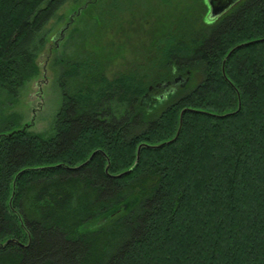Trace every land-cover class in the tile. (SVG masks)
<instances>
[{
	"label": "trees",
	"instance_id": "16d2710c",
	"mask_svg": "<svg viewBox=\"0 0 264 264\" xmlns=\"http://www.w3.org/2000/svg\"><path fill=\"white\" fill-rule=\"evenodd\" d=\"M66 2L0 0V264H264V0L195 1L113 80L61 57L55 135L3 133Z\"/></svg>",
	"mask_w": 264,
	"mask_h": 264
},
{
	"label": "rangeland",
	"instance_id": "374dc122",
	"mask_svg": "<svg viewBox=\"0 0 264 264\" xmlns=\"http://www.w3.org/2000/svg\"><path fill=\"white\" fill-rule=\"evenodd\" d=\"M195 1L209 16L205 0H138L135 4L130 0H68L46 26V42L36 59L38 72L9 100L5 116L11 122L1 131L25 129L41 140L51 139L66 101L60 84L61 57H96L103 76L113 80L148 62L153 42L169 31L183 9L195 8ZM157 85L163 95L174 87L165 82ZM92 224L100 225V220Z\"/></svg>",
	"mask_w": 264,
	"mask_h": 264
},
{
	"label": "water",
	"instance_id": "95a60500",
	"mask_svg": "<svg viewBox=\"0 0 264 264\" xmlns=\"http://www.w3.org/2000/svg\"><path fill=\"white\" fill-rule=\"evenodd\" d=\"M236 1H238V0H215V2H213V3H211V4H209V6H210V14L211 15H213V16H220V15H222V14H224L225 13V11L228 9V8H230L232 5H234L235 3H236ZM210 14H209V18H210ZM242 45H239V46H237V47H241ZM237 47L235 48V49H237ZM234 51V49L232 50V51H230L227 55V58L228 57H230L231 56V53ZM227 60V59H226ZM184 112H185V110L184 111H182L181 113H182V117H181V122H182V118H183V116H184ZM181 122H180V124H181ZM177 137V136H176ZM175 137V138H176ZM174 138V139H175ZM172 141H174V140H172ZM168 143V142H167ZM164 144V143H163ZM163 144L162 145H160V146H163ZM141 147H139L138 149H139V152H138V155H137V160H138V162L140 161L139 160V155H140V152H141V149H140ZM100 150H96V152H94L90 157H89V159L88 160H86V163L88 162V161H90L95 155H96V153H98ZM86 163H84V164H82L81 166H83V165H86ZM81 166H78L77 168H79V167H81ZM108 167H109V165H108ZM129 173V171H125V172H123V173H120L119 175H118V177H120V176H122V175H125V174H128ZM7 244V243H6Z\"/></svg>",
	"mask_w": 264,
	"mask_h": 264
},
{
	"label": "snow or ice",
	"instance_id": "6c2138e0",
	"mask_svg": "<svg viewBox=\"0 0 264 264\" xmlns=\"http://www.w3.org/2000/svg\"><path fill=\"white\" fill-rule=\"evenodd\" d=\"M213 2H215V0H205V3H206V4H211V3H213ZM206 20H207V22H208L209 24H211V23H213L214 21L217 20V16H213V15L210 14V18L206 17ZM129 223L131 224V226H132L133 228L138 227V225L136 224V221H135L134 218L131 219ZM60 242H61V246H65V245L68 244V241L64 240L63 238H61V241H60ZM131 242L134 243V241H131ZM5 243H6V242H5ZM124 251H126V250H124ZM117 259H119V256H114V257L112 258V264H116Z\"/></svg>",
	"mask_w": 264,
	"mask_h": 264
},
{
	"label": "flooded vegetation",
	"instance_id": "af4514ba",
	"mask_svg": "<svg viewBox=\"0 0 264 264\" xmlns=\"http://www.w3.org/2000/svg\"><path fill=\"white\" fill-rule=\"evenodd\" d=\"M182 81V78H176V79H174V82H170L168 85H167V87H169L170 85L172 86H174V87H177V86H180V82ZM169 89H166V91H168Z\"/></svg>",
	"mask_w": 264,
	"mask_h": 264
}]
</instances>
